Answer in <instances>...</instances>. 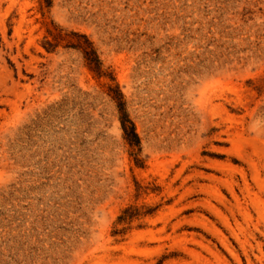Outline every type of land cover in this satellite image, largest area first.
Here are the masks:
<instances>
[{"label":"rangeland","instance_id":"obj_1","mask_svg":"<svg viewBox=\"0 0 264 264\" xmlns=\"http://www.w3.org/2000/svg\"><path fill=\"white\" fill-rule=\"evenodd\" d=\"M0 264H264V0H0Z\"/></svg>","mask_w":264,"mask_h":264},{"label":"trees","instance_id":"obj_2","mask_svg":"<svg viewBox=\"0 0 264 264\" xmlns=\"http://www.w3.org/2000/svg\"><path fill=\"white\" fill-rule=\"evenodd\" d=\"M90 46L88 45L84 50H85V55L88 57L91 63H95L97 68H99L100 61L98 57L96 56V52L93 50H89ZM92 56H94V59H91ZM119 88L116 90L117 98L118 100L122 99V94L119 93ZM120 110L122 112V117H121V123H122V128L124 130V134L127 137V139L131 143L139 144L140 140L138 135L136 134L135 126L134 124L130 121L128 118V115L125 113L124 109V103L120 102L119 104Z\"/></svg>","mask_w":264,"mask_h":264}]
</instances>
